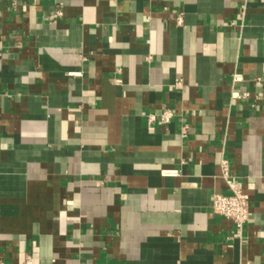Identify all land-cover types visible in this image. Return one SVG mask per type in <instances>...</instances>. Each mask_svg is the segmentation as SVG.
Listing matches in <instances>:
<instances>
[{
	"label": "crops",
	"instance_id": "0c3cea01",
	"mask_svg": "<svg viewBox=\"0 0 264 264\" xmlns=\"http://www.w3.org/2000/svg\"><path fill=\"white\" fill-rule=\"evenodd\" d=\"M0 264H264V0H0Z\"/></svg>",
	"mask_w": 264,
	"mask_h": 264
},
{
	"label": "built area",
	"instance_id": "2783aa9c",
	"mask_svg": "<svg viewBox=\"0 0 264 264\" xmlns=\"http://www.w3.org/2000/svg\"><path fill=\"white\" fill-rule=\"evenodd\" d=\"M177 23H183V15L179 14L177 17ZM243 80V76L239 73L233 74V82L239 83ZM235 96L247 97L248 93H234ZM148 120L150 123L160 121L168 123L173 117V113L170 110H164L161 113H150L148 114ZM183 132H186V126L183 128ZM222 177L227 182L228 186L232 190L231 195L214 194L212 197V210L216 215L223 216L231 220L236 227V233L241 234L245 224L248 222L250 217L249 210V196L243 190V185L240 181L231 178L229 173V162L223 160L221 162ZM167 174H176V171H168ZM29 263V261H27Z\"/></svg>",
	"mask_w": 264,
	"mask_h": 264
}]
</instances>
